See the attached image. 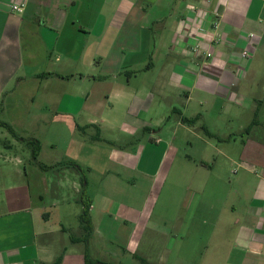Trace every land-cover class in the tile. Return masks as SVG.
I'll use <instances>...</instances> for the list:
<instances>
[{"label": "crops", "instance_id": "crops-1", "mask_svg": "<svg viewBox=\"0 0 264 264\" xmlns=\"http://www.w3.org/2000/svg\"><path fill=\"white\" fill-rule=\"evenodd\" d=\"M0 119L41 126L43 164L82 167L91 256L157 211L195 264H264V0H0ZM36 165L0 189V264H84Z\"/></svg>", "mask_w": 264, "mask_h": 264}, {"label": "rangeland", "instance_id": "rangeland-1", "mask_svg": "<svg viewBox=\"0 0 264 264\" xmlns=\"http://www.w3.org/2000/svg\"><path fill=\"white\" fill-rule=\"evenodd\" d=\"M10 114L11 112H5V116L9 117ZM0 121L2 120L0 119ZM39 128H41V126L31 128L32 130L30 136L24 137L22 136L23 134L19 133V129L13 128L14 133H12L5 127L0 126V189H5L7 186L9 187L10 185H14L15 183H22L18 179H20L24 174V169H30L32 166L34 167V164H37L36 166H38V168L40 169L46 171L49 170V178L50 180L52 179L51 184H54L55 189L59 190L57 185L58 182L59 184L61 183L63 185V188L65 189V194L67 195V197L68 195L70 197L68 198L69 211L67 213V216L62 218V223L67 227V230H59L55 234L59 235L60 238L64 240V246H72L76 244L75 248L85 249L84 242L74 241V239L81 238L85 234L83 227H81L80 225L81 221L80 215L77 212V203L75 199H73L74 195L76 197L79 195L78 193H75L73 180L77 179V176H80L81 180L82 175L72 167H66V165H64L63 163H59L56 165H45L42 163L41 158L39 157V153L41 151V142L35 136V133L37 134L36 131ZM34 140H37L40 144V149L37 151V156L35 159L32 156L34 148L29 143L32 142L37 145ZM50 141L51 140H47V143H49ZM101 155L102 154H100V157H102ZM30 158H32V160ZM18 159H24L26 161L22 163L18 162ZM43 165L46 167L44 168ZM30 172H32L31 169ZM57 173H61L60 178H63L62 181L58 180V178L55 177V174ZM66 173L70 175L66 177ZM80 180H75V182L78 181L80 183ZM35 185L37 186V188H42L41 182H39L38 180H36L35 182L31 181V186L34 187ZM104 186L105 185H102L100 188H104ZM37 188L34 187V189L36 190ZM137 188L138 189L135 191H143V186H141V184H138ZM153 193L154 196H156L157 191L154 190ZM66 201L67 198H65V204ZM154 213L155 215H152L151 218L152 225H149V228L145 230H137L139 233L143 232V234L141 235L142 238L140 241L138 240L137 244H133V241L135 240H132L131 244L115 243L104 246L100 245L99 247L92 246V255L94 257L104 259L105 261L112 264H142L136 256L145 258L149 262V264H195L192 259L188 258V244H186V242L183 245V248H180V250L179 245L178 248L176 245L173 247L172 231L173 235H176L177 231L171 229L170 223H168V225L160 223L161 228H158L154 225L157 223V211H154ZM55 226L60 227L59 220L57 218L52 219L50 223L51 228ZM127 231L130 232L133 230L130 228H127V230L117 229L115 227L113 229H110L109 232L117 236L119 234H124V232L126 233Z\"/></svg>", "mask_w": 264, "mask_h": 264}, {"label": "trees", "instance_id": "trees-1", "mask_svg": "<svg viewBox=\"0 0 264 264\" xmlns=\"http://www.w3.org/2000/svg\"><path fill=\"white\" fill-rule=\"evenodd\" d=\"M184 121L187 122V123H189V124H192V123H194L195 119L184 118ZM0 126L5 127L10 132L14 133V130H13L12 126L9 123L0 121ZM84 128L85 127H80L81 130H84ZM90 139L91 140H101L102 138H101V135L99 134V132L97 131V134L94 135V136H91ZM34 141H35V143L37 145H35L32 142H29V143L34 148V151H33L32 156L35 159L36 156H37V151L40 149V144H39V142L37 140H34ZM63 164L66 165L67 167L68 166L69 167H72L73 169H75L76 171H78L82 175L81 183L82 184L85 183V181H86L85 179L86 178H85V176L83 174V169H82L81 166H79L78 164H76L75 162H72V161L64 162ZM45 167L46 166H44V168ZM84 206H85V208H84L82 214L80 215V221L82 223V227L84 229L85 234L81 238L74 239L75 242L76 241H81V242H84L85 243V249H84V264H112L110 262H106V261H103V260L96 259V258L92 257L91 254H90V252H89V249H88V246H87V242H88V239H89L90 235L92 234V225H91V221L89 220V216H88V212H87L88 204H85L84 203ZM136 257L141 261L142 264H149V262L145 258L140 257V256H136ZM62 259H63V253H61L52 262V264H61Z\"/></svg>", "mask_w": 264, "mask_h": 264}, {"label": "built area", "instance_id": "built-area-1", "mask_svg": "<svg viewBox=\"0 0 264 264\" xmlns=\"http://www.w3.org/2000/svg\"><path fill=\"white\" fill-rule=\"evenodd\" d=\"M23 9H24V4H23V3H21V4H12V5H11V10H12V11L22 12ZM207 55H209V54H207ZM244 55H245V56L248 55V52L245 51V52H244Z\"/></svg>", "mask_w": 264, "mask_h": 264}]
</instances>
